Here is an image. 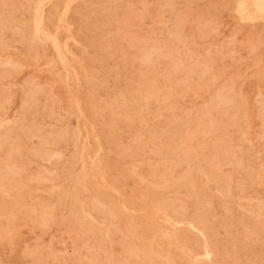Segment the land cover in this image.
I'll return each instance as SVG.
<instances>
[{
  "label": "rangeland",
  "instance_id": "obj_1",
  "mask_svg": "<svg viewBox=\"0 0 264 264\" xmlns=\"http://www.w3.org/2000/svg\"><path fill=\"white\" fill-rule=\"evenodd\" d=\"M244 3L0 0V264H264V20Z\"/></svg>",
  "mask_w": 264,
  "mask_h": 264
},
{
  "label": "bare ground",
  "instance_id": "obj_2",
  "mask_svg": "<svg viewBox=\"0 0 264 264\" xmlns=\"http://www.w3.org/2000/svg\"><path fill=\"white\" fill-rule=\"evenodd\" d=\"M41 3H42V1H40V2L37 4V6H36V8H35V12H34V19L32 18V19L34 20V26H35V33H36V34H44V30H43V28H42V22H43L44 15H43V11H42V7H41ZM247 7H249V8L251 9L252 14H253V15H252L253 18H255V19H259V20H264V0H245L244 5H243V6H242V5L239 6V10L242 12V11H244ZM245 16H246V15H245ZM11 18H12V17H11ZM139 18H140V17H139ZM4 19H5V18H4ZM6 19H7V18H6ZM6 19H5V20H6ZM62 19H63V18H62ZM19 21H20V20H19ZM19 21H18V24L21 23V22H19ZM59 21H60V20H59ZM3 22H4V21H3ZM6 22H7V21H6ZM32 22H33V21H32ZM177 22H178V21H177ZM179 22H180V21H179ZM1 23H2V22H1ZM11 23H12V22H11ZM4 24H5V23H4ZM32 24H33V23H32ZM5 25H6V24H5ZM32 26H33V25H32ZM34 26H33V27H34ZM55 30H56V29H55ZM48 38H49V37H48ZM53 45H54V47H55V49H56V51H57V54H58V56H59L61 62H62L63 65H64V67H65L66 69H68V65H67V63H66V60H65V58H64V55H63V53L61 52L60 46H59L58 43L56 42L55 38H54V40H53ZM62 49H63V48H62ZM56 51H55V52H56ZM154 54H155V53H154ZM61 67H62V66H61ZM66 69H65V70H66ZM142 70H143V69H142ZM152 73H153V72H152ZM152 73H151V74H152ZM143 74H144V73H142V75H143ZM156 74H157V73H156ZM159 74H160V72H159ZM165 74H166V73H165ZM170 75H171V74H170ZM145 76H146V75H144L143 79H144V81L146 82V84H145V86H146V85L149 84L150 81L152 82V80H153L154 77L152 78V80H151V78H150V81L148 82L147 79H149V76H148V78H147L146 80H145ZM154 76H155V75H154ZM168 77H169V75H168ZM166 78H167V77H166ZM154 79H155V78H154ZM141 81H142V79H141ZM142 83H143V82H142ZM142 83H141V84H142ZM147 83H148V84H147ZM157 83H158V82H157ZM143 85H144V83H143ZM157 85H158V84H157ZM166 85H167V84H166ZM141 87H142V86H141ZM154 87H155V86H154ZM157 87H158V86H157ZM145 88H147V86H146ZM142 89H143V88H142ZM139 93H140V92H139ZM127 94H128V93H127ZM133 94H134V93H133ZM142 94H143V93H142ZM137 95H138V94H137ZM137 95H136V96H137ZM134 96H135V95H134ZM134 96H133V97H134ZM169 97H170V96H169ZM124 98H125V97H124ZM127 98H128V97H127ZM225 98H226V97H225ZM227 98H228V97H227ZM75 99H76V98H75ZM222 99H223V98H222ZM115 100H116V99H115ZM121 100H122V99H121ZM225 101H226V100H225ZM229 101H230V100H229ZM75 102H76V101H75ZM135 102H136V101H134V103H135ZM141 102H142V101H141ZM143 102H144V101H143ZM227 102H228V101H227ZM72 103H74V102H72ZM116 103H117V102H116ZM218 103H219V102H218ZM230 104H231V103H229V105H230ZM133 105H134V104H133ZM135 105H136V104H135ZM215 105H216V104H215ZM217 105H218V104H217ZM217 105H216V106H217ZM75 106H76V105H75ZM162 106H163V105H162ZM221 106H222V105H221ZM226 106H227V105H226ZM76 108H78V106H77ZM164 108H165V107H164ZM205 110H206V109H205ZM216 110H217V109H216ZM77 112H78V111H77ZM220 112H222V111H220ZM231 112H232V111H231ZM78 113H80V112H78ZM208 113H210V112H208ZM139 114H140V113H139ZM139 114H138V115H139ZM141 114H142V113H141ZM225 114H226V113H225ZM79 115H81V114H79ZM207 115H208V114H207ZM226 115H227V114H226ZM223 116H224V115H223ZM230 116H231V115H230ZM79 117H80V116H79ZM82 119H84V118L82 117ZM236 120H237V118H236ZM85 121H86V120H85ZM223 121H224V120H223ZM247 121H248V120H247ZM83 122H84V121H83ZM220 122H221V120H220ZM260 122H261V121H260ZM262 122H264V121L262 120ZM86 124H87V123H86ZM210 124H211V123H210ZM224 124H225V122H224ZM227 124H229V123H227ZM262 124H264V123H261V124H259V125H262ZM229 125H230V124H229ZM227 127H228V125L226 126V128H227ZM129 128H130V127H129ZM178 129H179V128H178ZM258 129H259V128H258ZM260 129H261V128H260ZM220 130H222V128H221ZM177 131H178V130H177ZM261 133H262V132H261ZM261 133H260V134H261ZM216 134H217V133H216ZM221 134H222V133H221ZM229 134H230V133H229ZM241 134H242V132H241ZM135 135H136V134H135ZM214 135H215V134H214ZM230 135H231V134H230ZM256 135H257V134H256ZM250 136H251V135H250ZM261 136H262V135H261ZM261 136H260V137H261ZM223 137H224V135H223ZM231 137H232V136H231ZM242 137H243V135H242ZM244 137H245V136H244ZM87 138H88V136H86V139H87ZM178 138H179V137H178ZM232 138H233V137H232ZM246 138H247V137H246ZM250 138H251V137H250ZM179 139H180V138H179ZM227 139H228V138H227ZM224 140H225V139H224ZM85 141H87V140H85ZM109 141H110V140H109ZM185 142H186V141H185ZM229 142H231V141H229ZM228 144H229V143H228ZM228 144H227V145H228ZM183 145H184V144H183ZM225 145H226V144H225ZM225 145H224V146H225ZM202 147H203V146H202ZM220 147H221V146H220ZM228 147H229V146H228ZM197 148H198V147H197ZM226 148H227V146H226ZM214 149H215V148H214ZM251 149H252V148H251ZM84 150H85V149H84ZM84 150H83V152H84ZM183 150H184V149H183ZM223 150H226V149H223ZM200 151H201V150H200ZM220 151H221V150H220ZM226 151H227V150H226ZM226 151H224V152L222 151V152L225 153ZM227 152H229V151H227ZM230 152H231V150H230ZM230 152H229V153H230ZM252 152H253V151H252ZM200 154H201V153H200ZM221 154H222V153H221ZM221 154H220V156H221ZM82 155H83V154H82ZM203 155H204V154H203ZM215 155H216V153H215ZM232 155H233V154H232ZM232 155H230V156H232ZM226 156L228 157V154L225 155V156L223 155L222 158H223V157H226ZM233 156H234V155H233ZM241 156H242V155H241ZM241 156H240V157H241ZM96 157H97V156H96ZM191 157H192V156H191ZM217 157H218V156H217ZM236 157H238V156H236ZM240 157H238V158H240ZM186 158H187V157H186ZM192 158H193V157H192ZM207 158H208V157H207ZM229 158H230V157H229ZM229 158H228L227 160H229ZM187 159H188V158H187ZM193 159H194V158H193ZM193 159H192V160H193ZM219 159H220V158H219ZM224 159H225V158H224ZM224 159L221 160V161H224ZM231 159H232V158H231ZM234 159H235V158H234ZM241 159H242V157H241ZM227 160H225V161H227ZM236 160H237V159H236ZM82 161H83V160H82ZM187 161H188V160H187ZM216 161H217V160H216ZM219 161H220V160H219ZM230 161H234V160H230ZM239 161H240V160H239ZM217 162H218V161H217ZM235 162H237V161H235ZM232 163H234V162H232ZM217 164H220V163H217ZM223 164H224V162H223ZM226 164H227V163H226ZM237 164H238V165H242V163L239 164L238 162H237ZM237 164H236V165H237ZM82 165H83V164H82ZM168 165H169V164H168ZM173 165H174V164H173ZM188 165H189V164H188ZM188 165H187V167H188ZM205 165H206V164H205ZM215 165H216V162H215ZM220 165H221V164H220ZM220 165H219V166H220ZM228 165H229V163H228ZM230 165H231V163H230ZM243 165H244V164H243ZM217 166H218V165H217ZM217 166H214V167H217ZM219 166H218V167H219ZM245 166H248V162L245 163ZM210 167H211V166H210ZM221 167H222V166H221ZM174 168H175V167H174ZM190 168H192V166H191ZM183 169H184V168H183ZM183 169H181V170H183ZM201 169L203 170V168H201ZM186 170H188V168H187ZM186 170H185V171H186ZM192 170H193V168H192ZM220 170L223 171L222 168H220ZM176 171H177V170H176ZM178 171H179V170H178ZM263 171H264V170H263ZM181 172H182V171H181ZM188 172H190V170H188ZM257 172H258V171H257ZM261 172H262V171H260V173H261ZM175 173H176V172H175ZM182 173H183V172H182ZM186 173H187V172H185V174H186ZM185 174H183V176H185ZM190 174H191V172H190ZM224 174H225V173H224ZM227 174H228V172H227ZM227 174H226V175H227ZM230 174H231V173H230ZM230 174H228L229 177H230ZM252 174L255 175L256 173L253 172ZM252 174H251V175H252ZM180 175H181V174H180ZM180 175H179V176H180ZM188 175H189V173H187V176H188ZM228 175H227V176H228ZM254 175H253V176H254ZM262 175H263V174H262ZM161 176H162V175H161ZM192 176H193V175H192ZM223 176H225V175H223ZM227 176H226V177H227ZM256 176H257V175H256ZM260 176H261V174H260ZM188 177H190V176H188ZM188 177H187V178H188ZM193 177H194V176H193ZM208 177H209V176H208ZM226 177H224V178L228 181V179H227ZM254 177H255V176H254ZM258 177H259V176H258ZM258 177H257V178H258ZM262 177H264V176H262ZM173 178H174V177H173ZM177 178H178V175H177ZM195 178H196V177H195ZM212 178H213V177H212ZM221 178H222V177H221ZM184 179H185V177H184ZM210 179H211V177H210ZM249 179H250V178H249ZM116 180H117V179H116ZM223 180H224V179H223ZM231 180H232V177H231ZM253 180H254V178H253ZM255 180L258 181V180L256 179V177H255ZM255 180H254V181H255ZM188 181H191V180H188ZM193 181H194V180H193ZM224 181H225V180H224ZM224 181H223V182H224ZM251 181H252V179H251ZM254 181H253L252 183H254ZM256 181H255V182H256ZM260 181H261V180H260ZM202 182H204V181H202ZM212 182L215 183V184H219V185L222 183V182L220 181V179H218V178L213 179ZM220 182H221V183H220ZM225 182H226V181H225ZM229 182H230V181H229ZM236 182H237V181H236ZM236 182H234V183H236ZM191 183H192V182H191ZM195 183L198 184V182H195ZM195 183H194V184H195ZM231 183H232V182H231ZM239 183L241 184V182H239ZM258 183H259V182H258ZM263 183H264V182H263ZM194 184H193V185H194ZM236 184H237V183H236ZM259 184H260V183H259ZM165 185H166V184H165ZM175 185H176V184H175ZM223 185H224V183H223ZM225 185H226V183H225ZM242 185H243V184H242ZM252 185H253V184H252ZM261 185H262V184H261ZM178 186H179V185H178ZM195 186H196V185H195ZM179 187H180V186H179ZM226 187H227V186H226ZM235 187H236V186H235ZM199 188H200V187H198V189H199ZM224 188H225V186H224ZM228 188H229V186H228ZM230 188H231V187H230ZM220 189H223V188H220ZM225 189H227V188H225ZM240 189H241V188H240ZM240 189H239V190H240ZM223 190H224V189H223ZM230 190H231V189H230ZM232 190H234V189H232ZM237 190H238V189H237ZM221 191H222V190H221ZM225 191H226V190H225ZM225 191H224V192H225ZM227 192H228V191H227ZM194 194H195V193H194ZM229 194H230V193H229ZM232 194H233V193H232ZM199 195H200V194H199ZM225 195H227V193L224 194V196H225ZM235 195H236V194H235ZM229 196H230V195H229ZM236 196H237V195H236ZM236 196H235V197H236ZM242 196H243V195H242ZM222 197H223V196H222ZM231 197H233V196H231ZM246 197H247V196H246ZM248 197H249V196H248ZM196 199H197V198H196ZM239 199H240V198H239ZM231 200H232V198H231ZM208 201H209V200H208ZM196 202H197V201H196ZM220 203H221V202H220ZM216 204H217V203H216ZM238 204H240V203H238ZM251 205H252V204H251ZM221 206H222V205H221ZM230 206H231V205H230ZM257 206L259 207V204H258ZM261 206L263 207V205H261ZM234 207H235V206H234ZM248 207H249V206H248ZM224 208H225V207H224ZM237 208H238V206H237ZM240 208H241V205H240ZM243 208H246V207H243ZM243 208H242V209H243ZM259 208H260V207H259ZM259 208H258V209H259ZM256 209H257V208H256ZM263 209H264V208H263ZM263 209H262V210H263ZM207 210H208V209H207ZM247 211H248V210H247ZM263 211H264V210H263ZM250 212H251V211H250ZM208 213H209V212H208ZM251 213H252V212H251ZM251 213H250V214H251ZM258 213H259V212H258ZM258 213H257V214H258ZM260 213H261V212H260ZM263 213H264V212H263ZM178 214H179V213H178ZM247 214H248V213H247ZM247 214H246V216H245L246 218H247ZM252 214H254V213H252ZM261 214H262V213H261ZM192 215H193V213H192ZM248 215H249V214H248ZM259 215H260V214H259ZM262 215H264V214H262ZM200 216H201V215H200ZM200 216H198V217L200 218ZM203 216H204V215H202L201 217H203ZM255 216H256V215H255ZM255 216H253V217H255ZM205 217H206V214H205ZM257 217H260V216H257ZM207 218H209V217H207ZM242 218H243V217H242ZM260 218H261V217H260ZM172 219H173V218H172ZM197 219H198V218H197ZM205 219H206V218H205ZM219 219H220V218H219ZM222 219H223V218H222ZM249 219H250V218H249ZM256 219H257V218H256ZM245 220H246V219H245ZM247 220H248V219H247ZM263 220H264V218H263ZM5 221H6V220H5ZM171 221H172V220H171ZM206 221H207V220H206ZM249 221H250V220H249ZM253 221H254V220H253ZM261 221H262V220H261ZM193 222H194V221H193ZM243 222H244V221H243ZM247 222H248V221H247ZM247 222H244V223H247ZM215 223H217V222H215ZM221 223H222V222H221ZM244 223H242V224L244 225ZM254 223H255V222H254ZM193 224H194V223H193ZM210 224H211V223H210ZM223 224H224V223H223ZM247 224H248V223H247ZM0 225H1V224H0ZM220 225H221V224H220ZM245 225H246V224H245ZM251 225H252V224H251ZM253 225H254V224H253ZM256 225H257V224H256ZM261 225H263V223H261ZM194 226H195V224H194ZM224 226H225V225H224ZM224 226H223V227H224ZM248 226H249V225H248ZM248 226H247V227H248ZM254 226H255V225H254ZM4 227H5V226H4ZM203 227H204V226H203ZM262 227H263V226H262ZM262 227H261V228H262ZM242 228H243V227H242ZM242 228H241V229H242ZM248 228H249V227H248ZM248 228H247V229H248ZM258 228H259V227H258ZM261 228H260V230H261ZM234 229H235V228H234ZM241 229H240V230H241ZM250 229H251V228H250ZM145 230H146V229H145ZM165 230H166V229H165ZM222 230H223V228H222ZM260 230H259V231H260ZM263 230H264V229H263ZM263 230H262V232H263ZM200 231H201V230H200ZM241 231H242V230H241ZM243 231H248V230H243ZM184 232H185V230H184ZM184 232H183V233H184ZM207 232H208V231H207ZM207 232H206V233H207ZM224 232H225V230H224ZM238 232H239V231H238ZM249 232H250L249 234L252 235V233H253L252 230H251V231L249 230ZM255 232H256V231H254V233H255ZM260 232H261V231H260ZM156 233H157V232H156ZM242 233H243V232H242ZM254 233H253V234H254ZM258 233H259V232H258ZM192 234H193V233H192ZM196 234H197V232H196ZM221 234H222V233H221ZM225 234H226V233H225ZM231 234H232V233H231ZM231 234H230V235H231ZM249 234L246 232V234L243 235V237L246 236V235L250 237L251 235H249ZM198 235H199V234H198ZM205 235H206V234H205ZM233 235H234V234H233ZM256 235L258 236V234H256ZM179 236H180V235H179ZM206 236H207V235H206ZM206 236H205V237H206ZM259 236H260V234H259ZM259 236L256 237L257 240L259 239ZM185 237H186V236H185ZM238 237H239V236H238ZM186 238H187V237H186ZM189 238H190V237H189ZM210 238H211V236H210ZM244 238H245V237H244ZM263 238H264V236H263ZM187 239H188V238H187ZM187 239H186V240H187ZM192 239H193V238H192ZM192 239H188V240H192ZM201 239H202V238H201ZM211 239H212V238H211ZM211 239H210V240H211ZM231 239H232V238H231ZM246 239L249 240L250 238L248 239V237H246ZM207 240H208V239H207ZM210 240H209V242H210ZM247 240H246V241H247ZM178 241H179V240H178ZM194 241H195V240H194ZM211 241H212V240H211ZM246 241H245V242H246ZM249 241H250V240H249ZM252 241H253V240H252ZM102 242H103V241H102ZM192 242H193V240L191 241V244H192ZM195 242H196L195 244H197V245L199 244L197 240H196ZM200 242H201V241H200ZM209 242H208V243H209ZM220 242H222V241H220ZM255 242H256V241H255ZM257 242H258V241H257ZM259 242H260V241H259ZM261 242H263V244H264V241H262V239H261ZM215 243H216V242H215ZM253 243H254V242H253ZM212 244H214V239H213V243H212ZM216 244H217V243H216ZM243 244H244V243H243ZM254 244H255V243H254ZM256 244H258V243H256ZM260 244H261V243H260ZM185 245H186V244H185ZM187 245H189V244H187ZM248 245H249V243H248ZM252 245H253V244H252ZM252 245H251V246H252ZM195 246H196V245H195ZM200 246H201V243H200ZM213 246H214L213 248L216 247L215 244H214ZM242 246H243V245H242ZM251 246H250V247H251ZM201 247H202V246H201ZM186 248H187V247H186ZM217 248H218V247H216V249H217ZM163 249H164V248H163ZM168 249H169V248H168ZM196 249H197V248H196ZM242 249H243V247H242ZM244 249H245V248H244ZM194 250H195V249H194ZM198 250H199V249H198ZM200 250H201V249H200ZM203 251H204V254L202 253V255H203V259H204L206 262L209 263L210 258H211V256L213 255V252H214V251H213L212 249H210V247L207 246V242H206V241H204V250H203ZM212 251H213V252H212ZM194 253H195V252H194ZM216 253H219V252H216ZM242 253H243V252H242ZM246 253H247V252H246ZM170 255H171V254H170ZM228 255H229V254H228ZM234 256H235V255H234ZM236 256H238V255H236ZM236 256H235V257H236ZM227 257H228V256H227ZM223 258H224V257H223ZM220 259H221V258H220ZM234 259H235V258H234ZM236 259H237V258H236ZM201 260H202V259H201ZM237 260H238V259H237ZM180 261H181V260H180ZM186 261H187V260H186ZM199 261H200V260H199ZM237 262H238V261H237ZM182 263H183V262H182ZM225 263H226V262H225ZM217 264H218V263H217ZM240 264H241V262H240Z\"/></svg>",
  "mask_w": 264,
  "mask_h": 264
}]
</instances>
